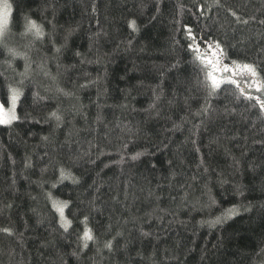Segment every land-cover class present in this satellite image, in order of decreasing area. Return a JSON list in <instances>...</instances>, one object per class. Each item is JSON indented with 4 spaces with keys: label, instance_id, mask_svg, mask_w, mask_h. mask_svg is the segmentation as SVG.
I'll return each mask as SVG.
<instances>
[{
    "label": "trees",
    "instance_id": "obj_1",
    "mask_svg": "<svg viewBox=\"0 0 264 264\" xmlns=\"http://www.w3.org/2000/svg\"><path fill=\"white\" fill-rule=\"evenodd\" d=\"M7 2L0 264H264V108L193 51L264 82V0Z\"/></svg>",
    "mask_w": 264,
    "mask_h": 264
},
{
    "label": "snow or ice",
    "instance_id": "obj_2",
    "mask_svg": "<svg viewBox=\"0 0 264 264\" xmlns=\"http://www.w3.org/2000/svg\"><path fill=\"white\" fill-rule=\"evenodd\" d=\"M10 8L11 6L7 3L3 6V11H0V37L4 36L5 32L7 31L8 26V19L10 15ZM31 33L35 38L39 39L42 38L44 35L43 30L41 26L37 25L34 21H28L26 25V34ZM216 51H213L212 48H209L207 52L199 53V49H193L194 52L199 53L198 59L206 62V67L210 69L208 71V76L211 78V83L213 90L218 89L220 87V84L224 81H229L231 83L237 84L239 86L237 80L234 78L237 74V72H241L242 74H250L251 76H256V69L250 65V64H244L242 66H237L236 68H232L229 65H226L224 63V56H223V50L219 48V45H216ZM9 54L13 57L16 56H22V53L17 52L14 49L8 50ZM25 60H27V57H23ZM29 71V65L25 64V72L22 73V76H26V74ZM47 75V73H45ZM219 77L217 79L216 77ZM23 84V80L21 81V85ZM261 86H264V82H262ZM59 90V89H58ZM8 99L6 102H0V124H10L13 120L18 119L16 115V105L19 101V98L23 95L22 87L19 86H8ZM5 103L9 104L10 106L5 110ZM262 108H264V105H262ZM52 117H55L58 121L60 120V116L57 115L56 112L51 113ZM139 155V154H138ZM137 157H133V159H137ZM69 178V176L65 175V172L63 169H61V181ZM75 181V179L73 180ZM67 206L66 202H60L56 201L54 202V207H56L57 212L61 216L62 219H64V208ZM235 210H230V212H234ZM219 222V218L217 220ZM65 223H70L66 221ZM63 226V225H62ZM83 240V247L88 246V241H91L94 239L91 230L86 229L84 231L83 236L81 237ZM106 247L111 248V244H107Z\"/></svg>",
    "mask_w": 264,
    "mask_h": 264
},
{
    "label": "rangeland",
    "instance_id": "obj_3",
    "mask_svg": "<svg viewBox=\"0 0 264 264\" xmlns=\"http://www.w3.org/2000/svg\"><path fill=\"white\" fill-rule=\"evenodd\" d=\"M5 3H7L8 4V2H7V0H0V11H3V6H4V4ZM9 5V4H8ZM10 16H11V8H10V15H9V19H8V26H7V31L5 32V34H4V36H2V37H0V44L3 42V40H4V37L6 36V34H7V32L9 31V26H10ZM199 49V53H204V52H206V51H204V52H202V50H201V48H200V46L199 45H193V49ZM209 48H212V50L213 51H216V47L215 46H211V47H209ZM208 48V49H209ZM220 49H221V47H220ZM208 51V50H207ZM199 53H197V52H195V54L197 55V57H198V55H199ZM223 56H224V53H223ZM202 61V60H201ZM202 63H203V65L205 66V70H206V75H207V78H208V81H209V84H210V89L212 90V91H215V90H213V87H212V83H211V78L208 76V71H210V69H208L207 67H206V62L205 61H202ZM224 63L226 64V65H229L230 67H232V68H236L237 66H242L243 64H233V65H230V64H228L227 62H226V60H225V56H224ZM217 79H219V77L217 76L216 77ZM236 80H237V82H238V84H239V88L241 89V91L244 93V94H246V95H248V96H251V97H253L254 99H256L261 105H264V87L263 86H261V84H262V82L260 81V79H259V77H258V73H257V71H256V76L255 77H253V76H251L250 74H242L241 72H237V74H236V76L234 77ZM224 84H234V83H231V82H229V81H224V82H222L221 84H220V86H222V85H224ZM236 86H237V84H235ZM0 102H1V100H0ZM17 105H18V102H17ZM17 105H16V109H15V111H16V115H17ZM10 105H8V106H5V110H7V108L9 107ZM15 122V120H13L10 124H0V126H8V125H11V124H13ZM233 210H235L234 212H227L226 214H224L223 216H222V221H224V220H228V219H231V218H233L235 215H238V214H236L237 212H238V210L237 209H233Z\"/></svg>",
    "mask_w": 264,
    "mask_h": 264
}]
</instances>
